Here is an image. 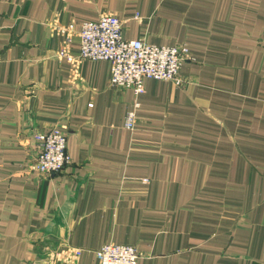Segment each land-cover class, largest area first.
Wrapping results in <instances>:
<instances>
[{
    "label": "crops",
    "instance_id": "1",
    "mask_svg": "<svg viewBox=\"0 0 264 264\" xmlns=\"http://www.w3.org/2000/svg\"><path fill=\"white\" fill-rule=\"evenodd\" d=\"M104 12L126 39L187 45L183 83L136 95L107 60L76 79L53 23L75 20L77 55ZM53 127L71 162L41 174L35 134ZM108 243L138 264H264V0H0V264H67L50 254L68 246L99 264Z\"/></svg>",
    "mask_w": 264,
    "mask_h": 264
},
{
    "label": "built area",
    "instance_id": "2",
    "mask_svg": "<svg viewBox=\"0 0 264 264\" xmlns=\"http://www.w3.org/2000/svg\"><path fill=\"white\" fill-rule=\"evenodd\" d=\"M137 18L139 15H137ZM66 26V28H64ZM53 23V30L64 40L58 56L71 64L72 74L81 80V63L85 60H107L111 63L110 82L113 87L133 89L136 95L145 91L147 78L164 79L181 85L180 70L183 62L191 58L187 45H160L144 39H126L123 36V21L112 13H101L98 20L84 21L79 31L80 51L71 52L76 22L67 25ZM140 102L127 112L125 127L134 130L137 124V108ZM39 143L34 169L41 174L60 172L71 162L67 150L68 135L57 127L37 132ZM82 249L68 246L58 248L50 254L52 263L75 264ZM99 264H138L141 252L128 244L108 243L96 251Z\"/></svg>",
    "mask_w": 264,
    "mask_h": 264
},
{
    "label": "rangeland",
    "instance_id": "3",
    "mask_svg": "<svg viewBox=\"0 0 264 264\" xmlns=\"http://www.w3.org/2000/svg\"><path fill=\"white\" fill-rule=\"evenodd\" d=\"M64 28H66V26H64Z\"/></svg>",
    "mask_w": 264,
    "mask_h": 264
}]
</instances>
